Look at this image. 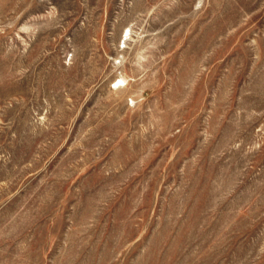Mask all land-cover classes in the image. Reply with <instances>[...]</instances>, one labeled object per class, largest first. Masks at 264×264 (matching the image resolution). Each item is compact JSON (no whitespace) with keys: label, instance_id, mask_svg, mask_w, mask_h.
Returning <instances> with one entry per match:
<instances>
[{"label":"rangeland","instance_id":"obj_1","mask_svg":"<svg viewBox=\"0 0 264 264\" xmlns=\"http://www.w3.org/2000/svg\"><path fill=\"white\" fill-rule=\"evenodd\" d=\"M0 264H264V0H0Z\"/></svg>","mask_w":264,"mask_h":264}]
</instances>
